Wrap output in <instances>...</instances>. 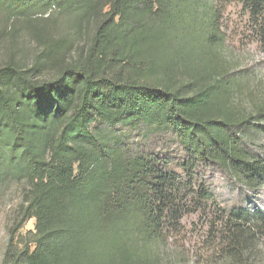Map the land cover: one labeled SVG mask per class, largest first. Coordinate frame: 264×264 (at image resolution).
Instances as JSON below:
<instances>
[{"label":"trees","instance_id":"trees-1","mask_svg":"<svg viewBox=\"0 0 264 264\" xmlns=\"http://www.w3.org/2000/svg\"><path fill=\"white\" fill-rule=\"evenodd\" d=\"M1 1L2 8L24 14L38 10L41 0ZM198 1L110 0L82 52L92 60L89 68L81 60L44 82L35 79L44 66L0 70V177L42 186L11 231L4 264H142L137 251L123 256L122 235L130 239L137 232L136 250L178 230L184 216L210 197L208 180H201L209 170L218 167L251 189L264 187V160L245 147L241 134L252 116L237 120L226 110L219 118L206 115L216 94L197 93L194 81L174 70L182 53L211 61L224 42L219 8L200 21ZM235 1L264 50V0ZM101 2L51 0L50 8H71L78 23L66 37H45L44 55L60 61L69 54L80 23ZM110 49L109 71L99 75L94 59ZM174 164L194 188L189 202L180 177L165 173ZM31 217L38 222L36 249L16 254L15 236ZM222 222V260L205 264H258L264 214L240 209L223 213Z\"/></svg>","mask_w":264,"mask_h":264},{"label":"rangeland","instance_id":"rangeland-1","mask_svg":"<svg viewBox=\"0 0 264 264\" xmlns=\"http://www.w3.org/2000/svg\"><path fill=\"white\" fill-rule=\"evenodd\" d=\"M109 1L102 0L97 5L96 14L80 23L82 33L73 48L60 61H55L44 55L43 39L66 37L78 23L73 10L69 7L50 8L51 0H41L35 4L34 9L38 10L30 12L27 9L24 14H18L13 8H2L0 0V70L13 67L24 71L44 66L43 72L35 78L44 82L56 78L62 67L75 66L81 60L86 69L89 68L92 60L86 59L87 55L82 52L90 48L96 26L102 20L101 11L109 9L108 5L105 7ZM214 7L220 11L219 23L224 42L214 48V54L209 56L211 61L193 52L182 53L174 62V70L181 78L192 79L197 93L216 94L213 105L204 112L206 115L219 118L220 111L226 110L228 114L234 111L237 120L252 116L251 126L241 134L245 147L256 158L264 160V133L261 132L264 126V50L240 2L199 0L195 9L200 21L207 18ZM201 23L198 22L199 25ZM112 51L110 49L108 54L94 59L99 75L109 71L107 57ZM165 173L180 177L187 192L193 188L188 185L185 172L178 164L167 166ZM204 179L208 180L210 197L200 209L184 216L178 230L170 231L162 241L140 244L136 250L133 243L137 240V232H130V239L128 233L123 234V256H128L126 251H137L143 258L142 264H205L212 259L220 263L223 213L247 209L264 214V187L251 189L218 167L202 175L201 180ZM41 190L42 186L34 179L0 177V264L5 262L11 231L24 217L33 196ZM187 194L184 202L193 200V194ZM37 223V219L31 217L20 228L13 245L16 254L26 247L30 255L33 254ZM121 224L124 230L129 228L127 222ZM257 260L258 264H264V248ZM25 264H32V260L27 259Z\"/></svg>","mask_w":264,"mask_h":264}]
</instances>
